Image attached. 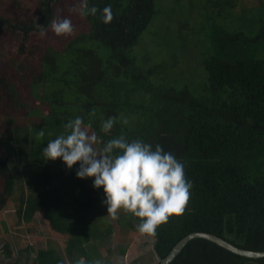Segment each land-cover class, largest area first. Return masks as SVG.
<instances>
[{
  "label": "trees",
  "instance_id": "obj_1",
  "mask_svg": "<svg viewBox=\"0 0 264 264\" xmlns=\"http://www.w3.org/2000/svg\"><path fill=\"white\" fill-rule=\"evenodd\" d=\"M68 1H0V97L31 118L9 129L7 151L15 158L0 156V212L20 184V220L43 210L67 238L64 255L28 245L25 264H114L100 252L115 231L103 189L93 187L94 178H77L79 162L69 170L43 156L76 117L91 125L100 149L121 136L142 139L185 165L191 198L153 236L161 258L196 231L264 251V0H88L100 10L111 6L109 24L99 12L66 14ZM70 4L79 9L82 0ZM62 18L78 24L55 47L48 32ZM110 117L115 124L105 134L101 124ZM115 221L138 231L140 218L125 211ZM4 251L12 257L9 244ZM170 264H264V257L194 238Z\"/></svg>",
  "mask_w": 264,
  "mask_h": 264
},
{
  "label": "clouds",
  "instance_id": "obj_2",
  "mask_svg": "<svg viewBox=\"0 0 264 264\" xmlns=\"http://www.w3.org/2000/svg\"><path fill=\"white\" fill-rule=\"evenodd\" d=\"M73 11L82 16H96L99 12L105 24L113 19L111 6L100 10L95 5L89 7L88 0H82L81 7ZM37 27L40 35L45 36L46 30L38 23ZM51 30L57 36L70 35L74 26L70 18H62L53 20ZM114 124L115 118H108L102 122L101 131L109 134ZM65 127L68 134L49 140L43 149L45 160L59 158L69 170L79 162L77 178H94L93 187L103 189V203L112 219H118V211L123 209L140 218V233L155 236L158 227L171 216L185 212L193 184L186 176L185 165L171 152L159 144L153 148L142 139L129 141L124 136L109 139L97 150L98 135L90 124L85 125L83 118L76 117ZM76 264L85 261L81 258ZM94 264L102 261L96 260Z\"/></svg>",
  "mask_w": 264,
  "mask_h": 264
},
{
  "label": "rangeland",
  "instance_id": "obj_3",
  "mask_svg": "<svg viewBox=\"0 0 264 264\" xmlns=\"http://www.w3.org/2000/svg\"><path fill=\"white\" fill-rule=\"evenodd\" d=\"M6 1L7 0H3V3ZM257 1L258 0H241L242 4L247 5L255 4ZM68 2L67 9L69 10V13L66 14L74 16V8L71 6L70 0ZM7 4H3L4 7L11 9ZM195 15L193 24L197 26L201 17L198 14ZM74 18L76 17L74 16ZM77 24L78 23H73L75 27ZM67 36L68 35L57 36L51 30L48 32L47 42L49 44H54L56 47L57 45L63 44ZM11 42V40H6L1 43L3 48H6V51H9ZM3 52H5V50H3ZM192 53H194V51L190 50L187 52V55L192 57ZM20 109L13 110L12 106L7 101H4L2 96L0 97V156L9 159L10 161L13 160L15 156H10L7 151L9 129L12 128L15 123H22L31 119L23 113L24 110L21 107ZM96 147L97 150H100L99 143H97ZM25 191H29V189L25 187ZM22 192V185L19 184L14 195L9 199L4 209L0 212V264H25L28 254L27 251H23V249L28 245H33L36 250L53 246L60 250L64 255L66 253L67 238L51 229L43 210L38 211L31 221L20 220L18 210L21 205ZM101 194H104L103 191L100 192V195ZM103 206L104 210H106V219L110 218L111 216L108 215L107 205L103 204ZM123 212L125 211L120 209L118 215ZM112 220L115 228L112 240L109 243L101 245L100 248V252L105 259H111L114 264H120L122 261L126 264H131L130 262L136 258H140L138 264L158 263V258L154 249L156 239L153 236L127 229L124 225L116 222V219ZM6 243L9 244L10 249L12 250L11 258L6 257L4 251V245ZM122 247L127 248L125 256H122L120 252ZM35 253L36 252H32L31 256H34Z\"/></svg>",
  "mask_w": 264,
  "mask_h": 264
},
{
  "label": "water",
  "instance_id": "obj_4",
  "mask_svg": "<svg viewBox=\"0 0 264 264\" xmlns=\"http://www.w3.org/2000/svg\"><path fill=\"white\" fill-rule=\"evenodd\" d=\"M194 238H206L209 239L226 249L242 255L249 258H261L264 257V251H258V250H251V249H245L236 246L235 244L231 243L230 241L224 239L223 237H220L216 234L210 233V232H203V231H196L192 232L186 237H184L180 242H178L175 247L172 249V251L166 256L165 258H161L158 253L155 251L156 256L158 258V264H170L176 256L183 250V248L186 246V244L194 239Z\"/></svg>",
  "mask_w": 264,
  "mask_h": 264
}]
</instances>
